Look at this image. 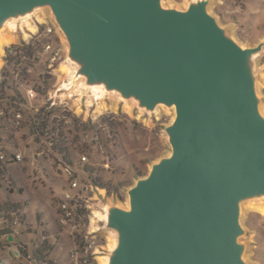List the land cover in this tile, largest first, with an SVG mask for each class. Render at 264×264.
<instances>
[{
    "label": "water",
    "instance_id": "1",
    "mask_svg": "<svg viewBox=\"0 0 264 264\" xmlns=\"http://www.w3.org/2000/svg\"><path fill=\"white\" fill-rule=\"evenodd\" d=\"M208 6L0 0L4 33H24L40 12H50L66 42V92L77 87L82 97L133 103L148 116L161 106L174 111L164 129L170 154L128 190V207L99 205L116 241L104 264H246L241 208L264 199L254 65L264 38L238 43Z\"/></svg>",
    "mask_w": 264,
    "mask_h": 264
},
{
    "label": "rangeland",
    "instance_id": "2",
    "mask_svg": "<svg viewBox=\"0 0 264 264\" xmlns=\"http://www.w3.org/2000/svg\"><path fill=\"white\" fill-rule=\"evenodd\" d=\"M192 1L163 0V6L185 10ZM208 1L211 15L238 43L250 47L263 40L264 0ZM37 21L24 33L16 28V41H9V46L29 41L33 51L28 59L30 73L21 71L17 80L6 73L2 66L7 45L0 57V110L8 109L0 118V143L8 146L9 154H22L21 162L7 167L10 179L6 187L0 188V203H25L21 208L23 221L13 228L14 242L10 246L12 251H18L19 258L6 257V246L0 256L7 258V264H43L44 260L83 264L86 241L91 246L88 253H93L91 262L104 264L115 233L103 228L104 215L99 205L128 207V190L147 176L152 164L170 154L164 129L174 119V111L161 106L148 116L133 103L109 97L96 99L91 93L82 97L77 87L66 92L64 88L71 77L65 62V39L48 10L40 12ZM48 27L53 32L46 35ZM254 65L264 104V49L254 59ZM26 88L33 89L37 98L16 99ZM12 97L17 105L11 102ZM50 102L55 106L49 108ZM19 105L25 108L20 107L23 121L16 129L12 111ZM45 112L50 113L47 131L44 135L34 134L33 122L37 119L40 123ZM64 155L78 173L76 177L88 187L83 189V195L89 206L75 223L66 226L57 220L60 198L68 190L61 165ZM86 168L91 175L82 173ZM93 180L99 186H94ZM261 203L264 199L245 202L241 208L244 235L239 242L245 247L246 264H264V213L252 209Z\"/></svg>",
    "mask_w": 264,
    "mask_h": 264
},
{
    "label": "built area",
    "instance_id": "3",
    "mask_svg": "<svg viewBox=\"0 0 264 264\" xmlns=\"http://www.w3.org/2000/svg\"><path fill=\"white\" fill-rule=\"evenodd\" d=\"M53 32V28L48 27L45 29V34L49 35ZM33 38V37H32ZM31 38V39H32ZM24 44H15L11 46H7L5 48V53L3 55V66L2 68H6V73L11 74L17 78L19 77L20 72L22 71L23 73H30L31 72V66L28 64V58L24 53L22 52V49L26 46L29 45V41H24ZM50 46H46V50H49ZM2 70V69H1ZM1 73V71H0ZM0 76V80H1ZM24 96L26 100L32 101L37 98L36 92L31 89V88H26L24 89ZM50 100V99H49ZM14 105H17L16 102H13ZM50 108L55 106L54 102H50ZM25 108L23 105H19V108L14 109L12 112L13 114V123L15 124V127H20L22 124V109ZM21 109V110H20ZM8 109L6 111L0 110V118L5 116L7 113ZM13 156V161L19 163L22 161V154L21 153H14L12 154ZM81 160L85 162V158L82 157ZM6 161L7 157L6 154L2 151H0V171L6 166ZM63 167V171L65 173V177L68 179V191H66L62 198L60 199L59 202V218L58 221L61 225L66 226L71 223H75L77 219H79L80 215L82 213L86 212V210H89L88 206V199L84 197L83 195V189L87 190L88 187L83 185L79 178L76 177L78 174L72 167L65 166L61 163ZM1 177H5L4 175H0ZM92 190V188L90 187ZM97 190V189H96ZM16 220L13 221V225L16 224ZM90 233V232H88ZM5 238L4 235L0 236V245L1 241ZM87 237H85L86 239ZM91 246L87 244L86 241H84V247L83 250L84 252L88 255H86V258L83 260V264H93L91 262L92 260V255L93 253H88L90 250ZM7 254L8 252L15 253L12 251L10 248L6 246ZM90 255V256H89ZM17 257V254L16 256ZM8 260L6 258L3 259L0 256V264H7Z\"/></svg>",
    "mask_w": 264,
    "mask_h": 264
},
{
    "label": "trees",
    "instance_id": "4",
    "mask_svg": "<svg viewBox=\"0 0 264 264\" xmlns=\"http://www.w3.org/2000/svg\"><path fill=\"white\" fill-rule=\"evenodd\" d=\"M22 52L24 53V55L27 56L28 59L32 56V53H33V51L31 52V48L29 45H26L22 49ZM13 98L14 97L11 98V102H15V100ZM15 98L16 99H19V98L26 99L24 96V93H19V95H16ZM43 116L44 117L41 119L42 121L40 123L37 121V119L34 120L33 125H32V128L34 129V132H35L34 134L38 133L37 135H44L46 133L47 128H48V119H49L50 113L45 112ZM15 128L18 129L19 127H15ZM7 148H8L7 145L5 148L4 143H0V151L4 152L6 154V157H7L6 166L2 169V171H0V175L5 176V177L0 176V188L6 187L5 186L6 180L8 181L10 179V177H9L10 175H9L8 170H7V167L9 165L17 163L15 161H13L14 160L13 156H12V154H9L7 152ZM63 152H65V151H63ZM64 154H66V153H64ZM61 163L65 166L72 167V164L70 163V161L68 160L66 155H64L61 158ZM82 173L84 175H87V173H88V175H91V170L86 168L85 170L82 171ZM92 184H94V186H96V187L99 186V184L97 183L96 180H93ZM5 192H6V188H5ZM21 208L22 209L25 208L24 202L21 203V205L12 204V203H0V236H2V235L5 236V238L1 241L0 251L3 250V246H7L8 248H10V246L13 245V242H14V236L12 234L14 232L13 228L15 227V225L21 224L23 221V218H24V213L22 212ZM57 216H58L57 218H59V212L57 213ZM15 220L17 222H16V224L13 225V221H15ZM10 238L12 239V241H9ZM14 252H16L17 257L19 258L18 251L14 250ZM7 256H8V254H7V250H6V257ZM43 264H54V263H52L51 261H45L44 260Z\"/></svg>",
    "mask_w": 264,
    "mask_h": 264
},
{
    "label": "bare ground",
    "instance_id": "5",
    "mask_svg": "<svg viewBox=\"0 0 264 264\" xmlns=\"http://www.w3.org/2000/svg\"><path fill=\"white\" fill-rule=\"evenodd\" d=\"M44 12V11H43ZM45 22V21H44ZM8 25V24H7ZM33 32V31H32ZM14 33V28H11V30L10 31H8V32H6V33H4L3 31H0V57L2 56V53H3V48L7 45V46H9V44L10 43H12V42H10L9 43V41H13V40H15L16 41V37H15V35L13 34ZM25 37V36H24ZM8 41V42H7ZM259 83V82H258ZM96 90H98V89H96ZM256 93H257V95L258 96H260V91H259V88L257 87V89H256ZM100 99H102V97H99ZM109 100V99H108ZM111 101V100H110ZM100 103V102H99ZM98 103V104H99ZM116 103V102H115ZM109 104V103H108ZM112 105H113V103H111ZM110 104V105H111ZM263 104V103H262ZM105 106V105H104ZM103 106V107H104ZM125 106V105H124ZM126 106H127V104H126ZM115 108V107H114ZM131 108V107H130ZM129 108V109H130ZM125 109V108H124ZM259 111H260V113H261V115L264 117V104L263 105H261L260 107H259ZM101 193V192H100ZM252 209H255L256 211H260L261 213H264V204H259V205H256V206H253L252 207ZM115 245H116V241L115 240H112L111 241V244H110V246H109V248L112 250L114 247H115ZM101 262H102V259L100 260Z\"/></svg>",
    "mask_w": 264,
    "mask_h": 264
}]
</instances>
